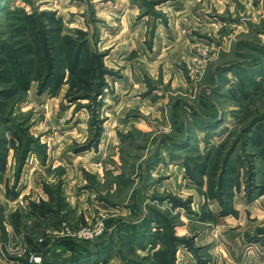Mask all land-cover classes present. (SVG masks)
<instances>
[{"label":"rangeland","instance_id":"obj_1","mask_svg":"<svg viewBox=\"0 0 264 264\" xmlns=\"http://www.w3.org/2000/svg\"><path fill=\"white\" fill-rule=\"evenodd\" d=\"M0 264H264V0H0Z\"/></svg>","mask_w":264,"mask_h":264},{"label":"built area","instance_id":"obj_2","mask_svg":"<svg viewBox=\"0 0 264 264\" xmlns=\"http://www.w3.org/2000/svg\"><path fill=\"white\" fill-rule=\"evenodd\" d=\"M102 227L100 226L96 231H94V230H90V229H87V230H84L83 231V234L84 235H88V236H90V235H94L93 233H96V234H100L101 232H102Z\"/></svg>","mask_w":264,"mask_h":264},{"label":"trees","instance_id":"obj_3","mask_svg":"<svg viewBox=\"0 0 264 264\" xmlns=\"http://www.w3.org/2000/svg\"><path fill=\"white\" fill-rule=\"evenodd\" d=\"M29 149H30V148L27 146V148L25 149V152L27 153Z\"/></svg>","mask_w":264,"mask_h":264}]
</instances>
